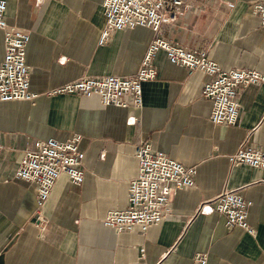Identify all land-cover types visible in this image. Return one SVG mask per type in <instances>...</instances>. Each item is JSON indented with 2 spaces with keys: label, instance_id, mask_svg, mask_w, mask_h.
Masks as SVG:
<instances>
[{
  "label": "crops",
  "instance_id": "crops-1",
  "mask_svg": "<svg viewBox=\"0 0 264 264\" xmlns=\"http://www.w3.org/2000/svg\"><path fill=\"white\" fill-rule=\"evenodd\" d=\"M5 1L8 24L29 34V90L36 96L0 101V264H190L197 252L210 264H264V167L232 166L227 159L239 148L264 150V84L238 89L235 124H213L200 95L210 77L168 62L161 50L153 60L156 79L142 84L141 106H102L96 97L51 93L83 77L132 76L158 37L203 50L224 70L264 75V27L251 13L254 0H183L176 19L158 31L112 30L101 44L99 0ZM3 54L0 29V62ZM76 134L83 180L75 185L61 174L41 222L34 184L15 175L19 160L36 140ZM141 140L195 166L194 185L170 196L158 224L117 233L102 220L107 210L127 205ZM224 190L251 202L247 221L254 234L226 228L224 217L209 210L208 202Z\"/></svg>",
  "mask_w": 264,
  "mask_h": 264
},
{
  "label": "built area",
  "instance_id": "built-area-1",
  "mask_svg": "<svg viewBox=\"0 0 264 264\" xmlns=\"http://www.w3.org/2000/svg\"><path fill=\"white\" fill-rule=\"evenodd\" d=\"M105 20L99 43L110 31L132 29L138 26L158 31L161 24L176 19V8L183 0H99ZM233 7L232 2H228ZM6 1L0 0V29L3 31L4 54L0 62V101L28 100L36 94L30 92V72L26 63L29 34L10 26L5 18ZM252 15L264 27V0H254ZM164 51L167 61L183 66L192 73L200 70L210 80L201 88L200 95L208 102V118L213 124H235L239 116L238 89L252 83L264 84V75L253 69H222L210 60L205 51L186 49L163 38L153 39L142 58L139 69L129 77L106 75L99 78L83 77L66 83L51 93L80 94L96 97L102 106L126 107L142 105V84L156 79L158 70L153 60L158 51ZM50 94V93H49ZM80 135L66 141L49 137L36 140L26 148L19 160L16 177L34 184L37 219L45 221L42 208L56 179L65 174L75 185L83 180V152L79 149ZM1 148V146H0ZM138 160L137 175L127 186V205L121 210H107L104 226L115 232L139 229L145 232L158 224L168 210L170 196L178 190L192 187L195 166H184L164 152L154 149L150 142L141 140L135 146ZM232 166L264 167V150L256 147L239 148L227 157ZM209 210L224 217L226 228L238 226L249 234L254 228L247 221L251 202L234 191L224 190L209 202ZM143 255V250L141 251ZM190 264H210L206 253L197 252Z\"/></svg>",
  "mask_w": 264,
  "mask_h": 264
}]
</instances>
